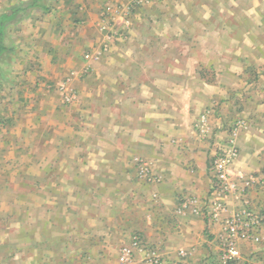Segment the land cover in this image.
Returning a JSON list of instances; mask_svg holds the SVG:
<instances>
[{"label": "crops", "instance_id": "crops-1", "mask_svg": "<svg viewBox=\"0 0 264 264\" xmlns=\"http://www.w3.org/2000/svg\"><path fill=\"white\" fill-rule=\"evenodd\" d=\"M4 41L0 264L264 263V229L224 262L207 208L230 139L228 214L264 207V0H40Z\"/></svg>", "mask_w": 264, "mask_h": 264}, {"label": "built area", "instance_id": "built-area-1", "mask_svg": "<svg viewBox=\"0 0 264 264\" xmlns=\"http://www.w3.org/2000/svg\"><path fill=\"white\" fill-rule=\"evenodd\" d=\"M125 21L129 22L128 19H125ZM113 31L115 35L119 32L117 29H113ZM86 57H89V54L86 55ZM69 82V79H66L61 82L59 86V90L64 94L66 102H70L73 99V94L68 92L67 84ZM236 129L237 128L234 130ZM237 155L238 150L234 140L230 139L227 145L216 153L210 166L211 175L213 177V187L209 194L211 198H209L207 202L208 215L225 226L226 236L222 238L224 248L221 255L224 262L232 261L240 256L241 253L238 248V240L243 239L259 242L262 239L260 231L264 229V207H250L248 200L244 202L246 205L242 211L233 215L228 214V207L223 198L230 194L238 193L241 189L240 182L247 181V179H244L242 173H238V175L234 177L230 172L231 166ZM137 162L142 176L146 177L149 181L157 180L146 161L137 159ZM190 202L195 201L193 199L187 200L183 203V206L187 207ZM132 246L134 248H139L141 246L137 237L134 239ZM180 253L184 255L183 251ZM131 255V249H124L120 256L121 264H127L131 259ZM150 262L152 264H164L163 260L159 257H151Z\"/></svg>", "mask_w": 264, "mask_h": 264}, {"label": "trees", "instance_id": "trees-1", "mask_svg": "<svg viewBox=\"0 0 264 264\" xmlns=\"http://www.w3.org/2000/svg\"><path fill=\"white\" fill-rule=\"evenodd\" d=\"M39 6L40 0H30L27 5L15 6L0 14V56L10 50L4 41L8 24L16 20L20 15H25L28 10Z\"/></svg>", "mask_w": 264, "mask_h": 264}]
</instances>
